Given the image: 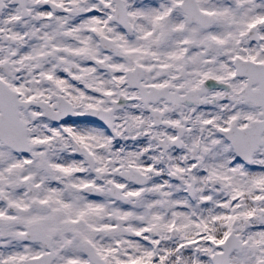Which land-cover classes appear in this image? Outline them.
<instances>
[{"label":"snow or ice","instance_id":"6c2138e0","mask_svg":"<svg viewBox=\"0 0 264 264\" xmlns=\"http://www.w3.org/2000/svg\"><path fill=\"white\" fill-rule=\"evenodd\" d=\"M0 264H264V0H0Z\"/></svg>","mask_w":264,"mask_h":264}]
</instances>
